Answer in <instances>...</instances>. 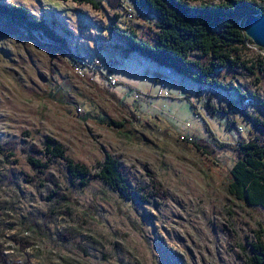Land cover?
<instances>
[{
	"label": "rangeland",
	"instance_id": "rangeland-1",
	"mask_svg": "<svg viewBox=\"0 0 264 264\" xmlns=\"http://www.w3.org/2000/svg\"><path fill=\"white\" fill-rule=\"evenodd\" d=\"M0 2L25 7L67 45L58 50L38 36L0 40L2 264H250L252 243H264V207L231 196L227 183L235 145L264 135V72L253 69L264 56L251 51L264 47L248 43L218 77L250 96L242 102L126 54L113 26L151 43L160 31L157 17L129 0L119 7L102 0L98 8L74 0ZM118 63L130 83L108 69ZM48 139L92 173L110 153L136 194L99 176L76 185L60 159L45 172L34 169L30 151L38 148L34 154L46 161Z\"/></svg>",
	"mask_w": 264,
	"mask_h": 264
},
{
	"label": "trees",
	"instance_id": "trees-1",
	"mask_svg": "<svg viewBox=\"0 0 264 264\" xmlns=\"http://www.w3.org/2000/svg\"><path fill=\"white\" fill-rule=\"evenodd\" d=\"M74 1L80 4H91L94 8H98L102 2V0ZM107 1L109 4L119 7L123 0ZM129 1L135 4L141 13L156 16L160 31L156 41L151 43L140 38L134 30L119 31L113 26L112 30L127 44L124 48L126 54L139 53L144 56L143 58H151L189 80L201 84L216 85L229 93L233 92L235 95L243 97L242 102L244 99L250 98L249 95L242 93L237 86L232 83L226 84L218 77L224 76V72H228L238 64L239 53L248 49V43L254 44V41L244 31V20L250 15L262 13L264 2L222 0L216 4L209 2L197 4L199 0ZM6 36H27L32 39L38 36L40 39L47 40L51 45H48L49 47L67 50L66 39L43 19L34 17L23 6L7 5L0 2V40ZM256 62L253 69L264 72V60L259 58ZM250 70L252 69L250 68ZM251 96L255 97V95ZM255 122L262 123L256 118ZM111 123L115 126L122 125L115 120H111ZM194 143L200 148L195 141ZM220 146L231 148L224 144ZM234 149H236L237 156L229 170L230 179L227 183L229 194L249 205L264 207V147L255 142L242 143L239 141ZM45 150L47 160L42 161L34 154L39 152V149L32 147L30 151L32 154H29L28 160L34 169L45 172L52 167L56 159H60L64 162L66 172L76 185L86 187L92 178L99 176L114 190L125 192L129 196L133 192L135 194L137 192L129 188L128 173L123 170L119 160L110 153L106 154L99 172L92 173L85 165L73 160L67 154L65 146L55 139L47 140ZM28 180L30 181V179ZM258 237L261 238V235L258 234ZM2 252L1 250L0 253L2 254ZM252 252L250 264H264V243L261 241L252 243ZM5 260V258H0V264Z\"/></svg>",
	"mask_w": 264,
	"mask_h": 264
},
{
	"label": "water",
	"instance_id": "water-1",
	"mask_svg": "<svg viewBox=\"0 0 264 264\" xmlns=\"http://www.w3.org/2000/svg\"><path fill=\"white\" fill-rule=\"evenodd\" d=\"M244 31L256 44L264 47V12L260 15H250L245 18Z\"/></svg>",
	"mask_w": 264,
	"mask_h": 264
},
{
	"label": "crops",
	"instance_id": "crops-1",
	"mask_svg": "<svg viewBox=\"0 0 264 264\" xmlns=\"http://www.w3.org/2000/svg\"><path fill=\"white\" fill-rule=\"evenodd\" d=\"M145 60V59H144ZM146 61H148V60H145L144 61V63H145V66L147 67V66H152V65H148V63L146 62ZM122 68V69H121ZM108 69H110L111 71H113L115 74H117L123 81H126V82H128L127 80H126V78H125V76H126V73H127V70H125L124 68H123V64H121V63H118V64H115V66L114 67H110V66H108ZM160 73V72H159ZM146 80V79H145ZM132 81V80H131ZM157 81V83H158V87H159V89H160V83L163 81V80H161V81H158V80H156ZM128 83H130V82H128ZM131 83H134V81H132ZM169 86L170 85H168L167 84V88L169 89ZM172 88H174V86L172 85ZM158 89V90H159Z\"/></svg>",
	"mask_w": 264,
	"mask_h": 264
},
{
	"label": "built area",
	"instance_id": "built-area-1",
	"mask_svg": "<svg viewBox=\"0 0 264 264\" xmlns=\"http://www.w3.org/2000/svg\"><path fill=\"white\" fill-rule=\"evenodd\" d=\"M83 61V60H82ZM103 64V63H102ZM105 73L108 72L107 69L104 71ZM253 142L257 143L259 146L264 147V135L256 136L252 139Z\"/></svg>",
	"mask_w": 264,
	"mask_h": 264
},
{
	"label": "clouds",
	"instance_id": "clouds-1",
	"mask_svg": "<svg viewBox=\"0 0 264 264\" xmlns=\"http://www.w3.org/2000/svg\"><path fill=\"white\" fill-rule=\"evenodd\" d=\"M251 51L253 53H256V54L260 55V56H264V52H261L258 49H252ZM246 58H252V59H254L255 56L254 55H251V54H246Z\"/></svg>",
	"mask_w": 264,
	"mask_h": 264
},
{
	"label": "bare ground",
	"instance_id": "bare-ground-1",
	"mask_svg": "<svg viewBox=\"0 0 264 264\" xmlns=\"http://www.w3.org/2000/svg\"><path fill=\"white\" fill-rule=\"evenodd\" d=\"M251 39V38H250ZM252 40V39H251ZM255 43V42H254Z\"/></svg>",
	"mask_w": 264,
	"mask_h": 264
}]
</instances>
